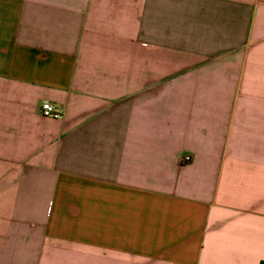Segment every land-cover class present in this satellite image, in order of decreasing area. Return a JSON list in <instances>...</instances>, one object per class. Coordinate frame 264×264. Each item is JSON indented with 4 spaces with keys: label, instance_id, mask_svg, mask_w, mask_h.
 Returning <instances> with one entry per match:
<instances>
[{
    "label": "crops",
    "instance_id": "1",
    "mask_svg": "<svg viewBox=\"0 0 264 264\" xmlns=\"http://www.w3.org/2000/svg\"><path fill=\"white\" fill-rule=\"evenodd\" d=\"M261 262L264 0H0V264Z\"/></svg>",
    "mask_w": 264,
    "mask_h": 264
},
{
    "label": "built area",
    "instance_id": "2",
    "mask_svg": "<svg viewBox=\"0 0 264 264\" xmlns=\"http://www.w3.org/2000/svg\"><path fill=\"white\" fill-rule=\"evenodd\" d=\"M40 112L42 115L51 117H58L60 114L59 111H57L51 103L46 101L41 103ZM190 158L191 157L189 155H184L180 161L187 162L190 160Z\"/></svg>",
    "mask_w": 264,
    "mask_h": 264
},
{
    "label": "trees",
    "instance_id": "3",
    "mask_svg": "<svg viewBox=\"0 0 264 264\" xmlns=\"http://www.w3.org/2000/svg\"><path fill=\"white\" fill-rule=\"evenodd\" d=\"M260 264H264V262H261Z\"/></svg>",
    "mask_w": 264,
    "mask_h": 264
}]
</instances>
